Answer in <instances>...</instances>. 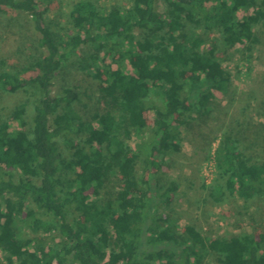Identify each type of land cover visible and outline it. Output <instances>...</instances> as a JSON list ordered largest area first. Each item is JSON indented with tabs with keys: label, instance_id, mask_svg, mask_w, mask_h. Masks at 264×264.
Masks as SVG:
<instances>
[{
	"label": "trees",
	"instance_id": "1",
	"mask_svg": "<svg viewBox=\"0 0 264 264\" xmlns=\"http://www.w3.org/2000/svg\"><path fill=\"white\" fill-rule=\"evenodd\" d=\"M156 1L131 0L106 10L79 0L69 14L73 33L62 34L45 23L39 0H0V7L30 17L44 52L16 72L0 73V91L37 96L31 126L27 103L0 120L5 264H200L209 253L221 264H264V235L208 239L192 226L181 232L169 218L153 214L156 203L169 204L176 191L175 185L160 186L157 173L170 154L182 151L177 117L207 115L217 94L230 93L219 46H208L197 30L218 32L219 44L228 49L257 43L264 0H161L163 14ZM88 44L95 52L82 58L81 68L102 79L105 108L84 122L74 108L78 92L68 88L54 96L52 88L56 74ZM97 52L128 60L134 72L101 62ZM148 111L154 115L151 126ZM67 133L86 134L69 159L59 147ZM144 135L149 154L140 177L132 142ZM215 161L224 181L215 188L219 195L212 191L215 201L225 194L247 202L264 199V162H252L231 132L224 134ZM114 173L121 184L110 195ZM23 215L34 234L56 233L61 242L21 239L16 222Z\"/></svg>",
	"mask_w": 264,
	"mask_h": 264
},
{
	"label": "rangeland",
	"instance_id": "2",
	"mask_svg": "<svg viewBox=\"0 0 264 264\" xmlns=\"http://www.w3.org/2000/svg\"><path fill=\"white\" fill-rule=\"evenodd\" d=\"M77 1L39 0L45 12V23L59 33H73L69 14L72 4ZM91 1L106 10L126 7L131 3V0ZM155 8L159 13L167 12L161 0L156 1ZM197 31L207 39L208 46L212 43L219 46V58L231 75L230 93L217 94L212 101V111L207 115L182 113L177 117L181 126L182 151L170 154L162 170L157 173L160 186L167 188L175 185L176 191L169 204L156 203L153 214L169 218L170 223L181 232L192 226L208 239L230 238L245 233L260 238L264 235V199L247 202L225 194L218 202L211 194L214 190L216 196L219 195L215 188L224 186V181L217 173L215 151L225 133L231 132L239 138L241 150L252 162H264V25L256 30L257 43L237 44L229 49L219 44L218 32L209 33L204 29ZM38 40L39 35L27 14L0 7V73L16 72L40 58L44 52L39 48ZM94 52L92 44L77 51L56 74L52 88L54 96H61L68 88L78 92L79 101L74 104V108L84 122L91 121L94 113L105 108L100 92L102 79H95L81 68L82 58ZM97 54L101 62L106 60L104 62L114 67L121 63L128 72H134L133 65L126 59L112 55L107 57L104 52ZM36 97L24 92L11 94L0 91V120H9L17 106L27 103V121L31 126L32 105ZM145 118L151 126L153 113L146 112ZM85 137V133H67L59 139L60 151L65 159L71 158L75 146L83 144ZM132 144L141 159L137 167L138 175L143 177L146 169L142 160L149 154L145 145L146 136H136ZM120 184L119 174L114 173L106 191L114 195ZM222 191H225L223 187ZM16 230L23 240L38 239L46 244L61 242L56 233L34 234L26 215L17 219ZM0 263H6L1 251ZM200 264L221 262L217 254L209 253Z\"/></svg>",
	"mask_w": 264,
	"mask_h": 264
}]
</instances>
